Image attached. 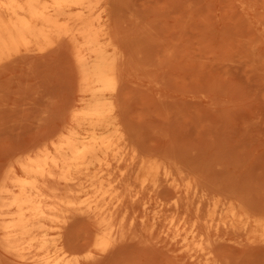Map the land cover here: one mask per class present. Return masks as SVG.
Masks as SVG:
<instances>
[{
  "label": "rangeland",
  "instance_id": "374dc122",
  "mask_svg": "<svg viewBox=\"0 0 264 264\" xmlns=\"http://www.w3.org/2000/svg\"><path fill=\"white\" fill-rule=\"evenodd\" d=\"M113 1L103 0V14L109 33L117 26L111 36L123 42L116 41L118 63L128 58L117 65L115 114L124 109L119 122L140 155L163 157L191 184L188 197H179L190 204L186 220L173 221L190 228L200 218L198 230L217 264H264V0ZM111 11L117 18L110 22ZM62 41L0 63V185L67 124L79 101L80 76L71 45ZM167 186L156 190L161 199L172 195ZM97 187L86 186L83 199ZM71 221L63 240L75 246L79 264L204 261L183 252L165 226L151 228L152 220L126 222L104 251L91 249L87 220ZM5 248L0 233V264H17Z\"/></svg>",
  "mask_w": 264,
  "mask_h": 264
},
{
  "label": "bare ground",
  "instance_id": "6f19581e",
  "mask_svg": "<svg viewBox=\"0 0 264 264\" xmlns=\"http://www.w3.org/2000/svg\"><path fill=\"white\" fill-rule=\"evenodd\" d=\"M118 1L113 2L119 4ZM107 2L114 12L116 4ZM103 4V0H0V63L13 55L20 56L22 51H40L43 45L63 40L62 45H71L69 52L73 53L76 74L80 76V98L71 105L67 124L49 142L20 160L18 167L11 169V176L1 182L0 233L1 242L6 244L4 251L17 259V264H79L75 246L63 240L65 227L72 219L90 223L93 233L89 245L103 251L111 239L121 235L126 222L134 225L139 221L143 225L152 220L151 228L165 226L166 236L172 233L170 240L179 243L191 258L204 259L201 264H217L210 255V245L201 238L199 216L190 228L183 225L190 204L179 197L182 192L188 197L191 184L184 183V175L175 174L171 164L166 166L161 161L163 157L160 160L157 155H140L139 147H134L137 144L130 143V129L124 124L130 132L127 135L121 127L118 117L124 109L117 107L119 103L116 107L120 115L115 114L113 96L118 88V68L128 58L123 59V65L121 59V65L118 63L116 44L122 40L118 42L111 36L117 26H110V32H114L109 33ZM116 8L120 11V7ZM112 11L110 22L115 14L120 16L116 10L111 18ZM161 177L172 189L168 200L156 193L159 186H167L159 185ZM91 184L99 188L91 200L85 201V187ZM201 206L202 202L197 201L196 211ZM177 215L183 219L182 224L173 221ZM196 237L201 239L191 247Z\"/></svg>",
  "mask_w": 264,
  "mask_h": 264
}]
</instances>
